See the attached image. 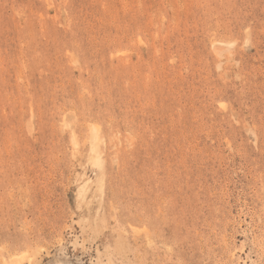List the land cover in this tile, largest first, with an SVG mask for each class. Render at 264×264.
<instances>
[{
    "label": "rangeland",
    "instance_id": "rangeland-1",
    "mask_svg": "<svg viewBox=\"0 0 264 264\" xmlns=\"http://www.w3.org/2000/svg\"><path fill=\"white\" fill-rule=\"evenodd\" d=\"M0 264H264V0H0Z\"/></svg>",
    "mask_w": 264,
    "mask_h": 264
}]
</instances>
